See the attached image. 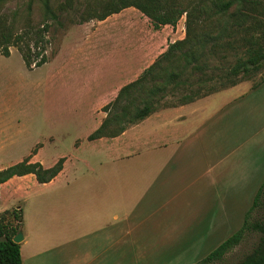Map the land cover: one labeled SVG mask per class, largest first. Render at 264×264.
<instances>
[{"label":"crops","instance_id":"crops-1","mask_svg":"<svg viewBox=\"0 0 264 264\" xmlns=\"http://www.w3.org/2000/svg\"><path fill=\"white\" fill-rule=\"evenodd\" d=\"M93 21L64 32L56 53L43 65L69 48L52 73L51 90L78 104L76 116L83 120L78 132L83 137L72 138V154L49 166L38 158L43 148L18 161L30 158L49 168L64 159L62 172L52 181L42 184L29 174L0 185V215L11 210L23 215V264H139L154 257L155 250L167 261L160 255L164 248L226 239L224 232L234 230L229 226L236 221L235 204L244 200L240 193L255 168L249 154L247 160L243 154L237 159L235 150L227 154L230 158L218 157V127L227 124L235 107L244 108L249 95L244 91L222 108L203 109L201 103L218 93L185 102L199 73L190 77L180 66L164 62L146 81L149 89L159 75L160 82L165 81L161 92L148 97L156 110L117 137L91 141L108 116L104 108L148 72L171 44L184 39L179 24L156 30L134 7ZM48 141L58 145L60 138L52 135ZM245 145L249 148L250 143L241 145L243 152ZM88 149L113 161L131 159L142 167L133 171L141 178H64L76 174L73 159L88 164L82 158ZM16 198L18 205L12 203Z\"/></svg>","mask_w":264,"mask_h":264},{"label":"rangeland","instance_id":"rangeland-1","mask_svg":"<svg viewBox=\"0 0 264 264\" xmlns=\"http://www.w3.org/2000/svg\"><path fill=\"white\" fill-rule=\"evenodd\" d=\"M110 1L69 0L65 10L61 11L60 6L65 3V0H54L53 7L59 20L51 22V29L47 36L50 42L46 52L48 58L50 59L56 53L64 32L79 25L82 19L107 13L114 4L108 3ZM175 1L178 5L185 7L193 0ZM194 1L199 2V0ZM218 1L225 3L229 0ZM2 13L9 19L17 13L19 26H23L28 21L34 25H39L45 19V10L40 3L33 7L31 13L24 4L17 1L4 3L2 4ZM256 17V22L260 26L258 33L264 36V3ZM93 20V22H98L97 19ZM149 22V24L152 23ZM185 22L186 16L184 15L178 23L184 38L186 35ZM246 37H248L247 34L240 31L233 47H218L213 55H208V59L199 62L200 65L206 62L208 66L203 68L202 74L195 75L197 84L195 89L199 87L198 82L203 80L205 85H202L201 88H203L205 94L208 93L210 87L220 86L222 81H226L225 75L229 69L240 58H244L246 46L243 40ZM208 49H210V46H208ZM69 53L68 48V51L64 52L59 59L55 58L48 65L34 70L27 69L22 55L16 48H11L10 57L0 55V169L19 163L18 161L23 159L24 156L35 155L41 148L43 149L38 158L42 164L49 166L58 157L72 154V138L83 137V133L78 132L83 125V120L76 116L78 104L63 100L51 90L52 73L58 66L62 65ZM263 79L264 68L253 79L243 82L242 85L236 88L213 95L210 99L201 103L203 109L207 105L209 109L213 110L214 108H222L227 102H231L244 91L249 95L248 99L244 101V108L235 107L237 109L229 116L227 124L221 126L222 123H220L218 127L221 128L218 135V157L226 159L229 157V153L235 150V154H238L237 159L240 155L242 157L243 154L245 160H247L249 154L251 167L255 168V176L250 179L251 183L249 182V186L247 185L248 187L246 186L247 188L245 187L246 189L240 193V195H245L244 200L241 199L239 203L235 204L236 221L234 225L229 226H234V230L229 231L231 230L229 229L224 232L227 236L226 239L221 240L219 238L216 241L213 238L205 246L164 248V254L160 255L166 256L167 261H161L155 250V256L158 258L155 256L150 257L148 262L140 260L139 264H170L169 259L172 262L174 260V264H239L256 247L261 234L250 231L244 235L241 243L226 254L222 260L211 263L201 262L243 227L255 196L264 184V82L261 83ZM258 84L260 85L254 89L253 87ZM207 114V110H203V115L206 116ZM52 135H57L60 138L58 145L49 143L48 138ZM243 143H250L249 148L245 145L244 152V147L241 146ZM103 155L94 154L93 149L84 151L82 158L88 164L80 158L73 159L72 163H77L76 174L74 172L69 173L64 178H141L139 174H135L136 172L133 171L134 168L142 170V167H136L131 159L113 161ZM136 159L140 160L144 157H137ZM87 165H90L91 168ZM18 200L20 199L16 198V201L12 203L18 205ZM256 221L264 222V193L259 208L252 213L250 218V222ZM182 252L183 254L179 255L182 260L176 263L178 253Z\"/></svg>","mask_w":264,"mask_h":264},{"label":"trees","instance_id":"trees-1","mask_svg":"<svg viewBox=\"0 0 264 264\" xmlns=\"http://www.w3.org/2000/svg\"><path fill=\"white\" fill-rule=\"evenodd\" d=\"M13 1L24 4L30 13L36 4H42L45 10L44 21L39 25L28 21L23 26H19L17 13L11 19L2 13V4ZM53 1L0 0V55L10 57L11 48H16L22 55L28 70L39 68L49 61L46 55L50 43L47 36L51 29V22L59 20L53 7ZM108 3L114 4L107 13L82 19L80 23L93 19L105 20L110 15L134 7L150 19L156 30L166 25L176 27L185 15L186 35L183 40L171 44L166 54L160 57L148 72L138 81L124 87L116 100L104 108V112L108 116L100 128L89 137L91 141L103 137H117L129 126L145 119L156 110L154 104L149 103L148 97L161 92L165 81L160 82L163 77L159 75L155 78V84L150 89L147 88L146 81L148 74L161 63L176 64L178 67L180 66L182 72L187 71L191 77L193 73H201L203 68L208 66L206 62H203L202 65L199 62L208 59V55H213L216 48L233 47L240 31L247 34L248 37L243 40L246 46L244 58H240L229 69L225 75L226 81H222L220 86L210 87L208 93L204 94L201 87L205 84L201 80L198 82L197 89L190 90L185 102L233 88L253 79L264 68V36L259 35L260 26L256 22V14L262 9L264 0H229L225 3L218 0H199V2L193 0L185 7L178 5L175 0H111ZM67 4H69V0H65V3L60 6V10H65ZM263 82L264 79L261 83ZM260 84L253 88L256 89ZM63 166L64 159H60L53 167L45 168L41 163H32L30 158H27L0 170V185L14 177L29 174L35 175L42 184L48 183L62 172ZM263 193L264 184L254 199L243 227L201 262L211 263L222 260L226 254L241 243L247 232L256 231L261 234L258 244L239 264H264V222H250L252 213L261 204ZM21 229L22 214L20 210L6 211L0 215V264H23L21 245L14 242V237Z\"/></svg>","mask_w":264,"mask_h":264},{"label":"water","instance_id":"water-1","mask_svg":"<svg viewBox=\"0 0 264 264\" xmlns=\"http://www.w3.org/2000/svg\"><path fill=\"white\" fill-rule=\"evenodd\" d=\"M24 237L22 232H19L15 237H14V242L20 244L23 241Z\"/></svg>","mask_w":264,"mask_h":264}]
</instances>
